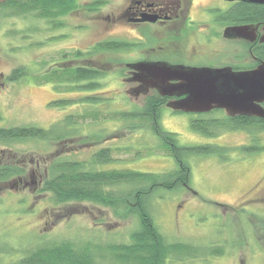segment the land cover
I'll use <instances>...</instances> for the list:
<instances>
[{"label": "rangeland", "instance_id": "1", "mask_svg": "<svg viewBox=\"0 0 264 264\" xmlns=\"http://www.w3.org/2000/svg\"><path fill=\"white\" fill-rule=\"evenodd\" d=\"M8 1L0 0V115L3 118L0 126L49 129L65 117L75 115L83 135L98 134L100 141L94 140L90 146L84 141L85 137L57 144L43 141L0 144V165L14 163L28 170V175L20 181L15 178L0 186V249L9 245L7 251H11V247L24 250L64 241H72L79 247L129 244L131 234L139 229L138 219L133 216L115 218L111 209L91 203L56 207L52 194L43 191V175L58 158L89 161L103 148L113 150L114 162L99 166L98 170L129 169L153 174L174 170L175 160L166 154L159 139L148 128H142L145 122L130 121L120 114L139 111L155 91L148 97L129 95L137 85L126 81L127 71L119 63L136 57L130 51L83 58L85 61L97 60L94 65L107 71L100 80L102 87L95 93L73 89L74 86L66 83L58 88L52 80L41 81L42 77L49 78L62 63L73 60L74 51L88 52L98 43L110 41L112 34L139 42L138 32L130 33L108 20L120 15L127 0H77L83 9L61 18L62 28L38 19V12L24 15L11 9L4 10L3 5ZM96 1L104 2L98 11L88 12L84 8ZM227 7L228 4L214 0H193L189 17L195 36L189 43L192 48L188 46L190 52L197 51L199 43H204V52L212 55L214 50H223L225 55L221 61L228 62L234 47L210 37L218 12L206 11ZM157 29L150 26L151 35ZM150 46L154 47L153 44ZM144 53L147 57L156 54ZM163 56V59L174 57L170 53ZM64 57L67 58L65 62ZM78 62V65L82 64ZM216 62L215 54H204L194 64L214 66ZM22 67L30 71L28 80L10 82L12 72ZM91 94L103 97L108 103H86L85 97ZM63 100L70 105L61 104ZM96 112L100 114L96 116L100 117L98 120L92 116ZM108 113L116 115L114 120L105 119ZM84 115L88 117L84 118ZM198 116L174 113L166 106L161 124L167 132L177 134L182 146L215 145L231 151L222 157L189 156L187 161L192 175L187 187L172 191L159 188L143 198L156 226L169 243L190 244L203 249V256L197 259L171 260L166 264H264V152L248 155L239 151L255 142L263 148L264 131L225 132L217 138H207L191 128ZM212 117L221 118L222 115H209ZM131 188L124 187L123 191ZM130 203L135 207L134 201ZM219 248L224 249L225 255L213 257L211 249ZM104 256L105 260L98 258L99 264H117L108 253ZM18 259V256L6 257L5 264Z\"/></svg>", "mask_w": 264, "mask_h": 264}, {"label": "trees", "instance_id": "2", "mask_svg": "<svg viewBox=\"0 0 264 264\" xmlns=\"http://www.w3.org/2000/svg\"><path fill=\"white\" fill-rule=\"evenodd\" d=\"M104 5V2L96 1L86 5L84 8L88 12H95ZM83 7V6H82ZM77 0H10L3 5L4 10H13L18 14H29L38 12L37 18L47 21L50 25L62 28L61 18L70 13L83 9ZM224 17L239 22L259 23L264 22V6L239 4L230 13L224 14ZM60 24V25H59ZM132 45L128 43H98L88 52L74 51L73 60L66 63L67 58L61 67L55 69L49 75V78L42 77L41 81L52 80L58 85L70 84L73 89H82L86 92H93L101 88L100 80L106 76V69H100L94 65L97 60H83L87 56L96 54H117L130 51ZM264 56V50L262 52ZM65 56H67L65 54ZM76 59V60H75ZM82 59V60H81ZM82 62L78 65L77 62ZM73 64L71 67L70 64ZM79 63V62H78ZM105 72V73H104ZM30 71L27 67L14 70L9 81L19 82L28 80ZM55 85V86H56ZM57 88V90H59ZM147 98L143 108L139 111H124L122 118L130 121H142V128H148L153 136L159 139L163 150L176 162V168L167 174H153L136 172L129 169H104L98 170L99 166H106L113 163V150L103 148L93 154L89 161L68 160L58 158L44 173L43 191L52 194L53 203L57 206L91 203L95 206L111 209L113 216L118 219H127L131 216L139 221V229L134 231L129 244L109 245L101 247L99 245L79 247L72 241H64L60 244L37 245L30 249H14L7 251L9 245H4L0 249V264H5L6 257L18 256L19 259L10 264H99V260H105L104 253L109 254L112 262L117 264H166L167 261L187 259H197L203 256V249L199 246L169 243L167 238L159 231L155 221L150 214L143 198L164 188L168 191L187 187L192 175L190 164L187 158L192 155H216L224 156L230 149L217 147L215 145H205L196 147H185L180 145L177 134L167 132L162 124V111L170 101L169 98L161 97L157 92ZM86 98V103L91 105L107 104L103 97H97L94 94ZM61 104L70 105L63 100ZM178 113V112H174ZM220 113L221 118H209V115ZM100 115L96 112V116ZM103 115H105L103 113ZM111 113L106 114L105 119L114 120ZM84 118L88 115H84ZM82 117V118H83ZM194 120L191 128L207 138H217L225 132L236 131H264V121L251 117H229L221 111H215L208 115H199ZM81 118V117H80ZM78 117L69 115L56 122L49 129H43L37 126H0V144L10 145L27 141H43L46 143L57 144L65 141H73L78 138H84L86 143L94 144L98 139V134L83 135L81 125L77 122ZM3 121L0 115V123ZM147 123V124H146ZM135 126V125H133ZM133 127L132 129H142ZM96 141V142H97ZM100 141V140H99ZM99 143V142H97ZM241 153L252 155L258 152H264V147L257 142L246 145L239 149ZM28 170L21 165L14 163H2L0 165V186L7 184L12 179L25 178ZM13 182V181H12ZM124 187H132L129 191H123ZM134 201L135 207L130 202ZM134 207V208H131ZM6 249V251H5ZM205 252V251H204ZM205 254V253H204ZM210 254L213 257L224 256L223 248L211 249ZM9 264V263H8Z\"/></svg>", "mask_w": 264, "mask_h": 264}, {"label": "flooded vegetation", "instance_id": "3", "mask_svg": "<svg viewBox=\"0 0 264 264\" xmlns=\"http://www.w3.org/2000/svg\"><path fill=\"white\" fill-rule=\"evenodd\" d=\"M214 1L228 4L227 8H209L206 10H216L218 12L214 17L216 25L215 28L212 29L210 37L212 38V36H214V40H218L219 42L224 41L234 47L231 49L232 51L230 50V59L228 62L224 63L221 61L225 55V51L223 50H214L212 55H209L210 53L204 52L203 50L204 43L199 42L200 49L197 51L190 52L191 50L188 49V46L192 48V45H189V43L195 36L194 31L190 26L193 21L190 20L189 17L193 0H127L124 10H122L120 15L114 19H111L110 17L108 20L111 21L112 25H118V27L126 29L130 33L138 32V39L140 41L134 43L128 41V39L125 40L124 35L119 36L117 34H112L109 36V39L111 40L106 41L109 43H128L132 45L130 54H135L136 57L131 59L129 62L127 60H123L119 63V66H124L123 68L127 71V77L125 78L126 81H128L131 76V70L128 69V65L143 61L167 62L173 65H185L198 68L231 67L235 72L252 71L264 64V56L262 54L264 50V42H262L264 38V22L243 23L235 19L232 20L231 17L229 19L227 17L225 18L224 14L226 15L227 13H230L242 2H227L224 0ZM152 19H155V22H149V20ZM178 19H180V21ZM150 26L158 28L153 31V35L150 33V31H152L149 30ZM241 26H258L257 37H255L254 41H249L243 38H235L233 36H225V31L228 28ZM210 40L211 39H209V41ZM146 44L148 45V48L141 47ZM150 44H153L154 47H151ZM208 44L210 43L207 42V45ZM179 49H182L183 51L179 52ZM144 52L156 54H153L152 57H147ZM168 53L174 56L173 59H163V55ZM204 54L208 56H213L215 54L217 62L214 66L194 64V62L200 60ZM118 55H121V53H118ZM212 113H215V111ZM224 114L226 115L225 112Z\"/></svg>", "mask_w": 264, "mask_h": 264}, {"label": "water", "instance_id": "4", "mask_svg": "<svg viewBox=\"0 0 264 264\" xmlns=\"http://www.w3.org/2000/svg\"><path fill=\"white\" fill-rule=\"evenodd\" d=\"M224 1L264 6V0ZM257 30L258 26L228 28L225 36L254 41ZM128 69L131 76L127 82L137 85L129 95L148 97L155 91L171 99L167 108L173 112L203 115L219 110L229 117L264 121V64L252 71L235 72L231 67L198 68L143 61L128 65Z\"/></svg>", "mask_w": 264, "mask_h": 264}, {"label": "bare ground", "instance_id": "5", "mask_svg": "<svg viewBox=\"0 0 264 264\" xmlns=\"http://www.w3.org/2000/svg\"><path fill=\"white\" fill-rule=\"evenodd\" d=\"M170 99V98H169ZM171 100V99H170Z\"/></svg>", "mask_w": 264, "mask_h": 264}]
</instances>
